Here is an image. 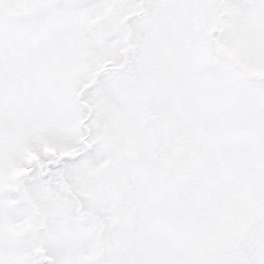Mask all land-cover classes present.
Masks as SVG:
<instances>
[{
    "label": "snow or ice",
    "instance_id": "obj_1",
    "mask_svg": "<svg viewBox=\"0 0 264 264\" xmlns=\"http://www.w3.org/2000/svg\"><path fill=\"white\" fill-rule=\"evenodd\" d=\"M0 264H264V0H0Z\"/></svg>",
    "mask_w": 264,
    "mask_h": 264
}]
</instances>
